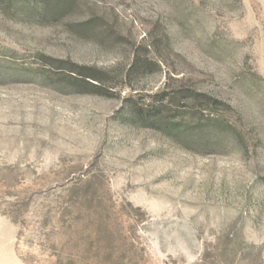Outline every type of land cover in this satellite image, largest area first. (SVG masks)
Instances as JSON below:
<instances>
[{"label": "rangeland", "instance_id": "1", "mask_svg": "<svg viewBox=\"0 0 264 264\" xmlns=\"http://www.w3.org/2000/svg\"><path fill=\"white\" fill-rule=\"evenodd\" d=\"M48 1L0 0V264H264V0ZM181 87L237 131L133 117Z\"/></svg>", "mask_w": 264, "mask_h": 264}, {"label": "trees", "instance_id": "2", "mask_svg": "<svg viewBox=\"0 0 264 264\" xmlns=\"http://www.w3.org/2000/svg\"><path fill=\"white\" fill-rule=\"evenodd\" d=\"M68 4V0H49L47 2L48 6L51 5L53 8L58 9L68 6ZM52 61L53 62L49 63L52 71L54 73H62L66 77L71 78V83L74 86H88L96 92H104L102 90H107V86L104 81L101 77H99V75L93 73L92 69L85 66H78L77 64L64 59L56 60L54 58ZM133 61L134 63L132 65H136L138 62L141 64L138 58L133 59ZM182 100H187V103L181 105ZM196 103H198L200 107L196 106ZM130 106L131 113L134 118L136 117L137 119L142 120L145 124L156 125L169 134L177 137H186L200 128L193 127L192 124H189L186 121L180 122L176 119V115H171V111H177L184 106L191 108L196 107L203 114V116L207 118L203 121V129H200V135L197 137L198 141L203 140V132L206 128H214L220 133L225 134L237 131L236 127L229 122H225L220 115H213L218 110L225 112L231 110V105L219 97L210 96L204 92H198L187 87H181L177 90L169 92L167 96L160 99L158 103H147L142 106L132 103ZM216 139L219 140L220 137H217Z\"/></svg>", "mask_w": 264, "mask_h": 264}]
</instances>
